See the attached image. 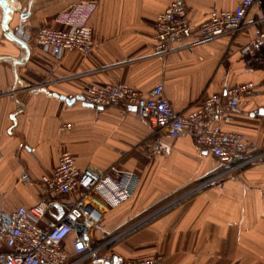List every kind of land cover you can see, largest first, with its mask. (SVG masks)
<instances>
[{"label": "crops", "instance_id": "crops-1", "mask_svg": "<svg viewBox=\"0 0 264 264\" xmlns=\"http://www.w3.org/2000/svg\"><path fill=\"white\" fill-rule=\"evenodd\" d=\"M80 1L33 0L21 25L55 28L54 16ZM93 1L88 26L94 49L88 56L66 51L56 58L32 42L25 56L5 38L0 10V211L35 205L39 178L68 152L78 169L116 165L139 178L134 197L109 210L93 231L94 242L111 237L113 244L82 264H96L103 255L117 261L160 257L159 264H264V158L234 167L264 153V66L255 64L250 45L264 35L258 11L236 37L176 40L162 57L152 35L173 0ZM240 1L184 0L196 25L212 13L233 11ZM26 7L24 1V12ZM18 25L15 14L9 28ZM159 83L163 98L181 114L196 111L207 97L250 84L222 130L242 134L257 151L221 163L189 135L153 132L131 108L123 113L120 107L62 99L110 84L146 93ZM151 138L167 154L154 155L146 143Z\"/></svg>", "mask_w": 264, "mask_h": 264}, {"label": "built area", "instance_id": "built-area-1", "mask_svg": "<svg viewBox=\"0 0 264 264\" xmlns=\"http://www.w3.org/2000/svg\"><path fill=\"white\" fill-rule=\"evenodd\" d=\"M96 6L93 0L69 5L54 16L55 28L21 25L14 30L20 39L32 42L56 58L66 51L88 56L94 49L88 21ZM255 10L264 21V0H241L233 11L212 13L207 23L196 25L188 17L184 0H173L158 15L154 25V51L166 57L173 51L172 43L176 40L206 43L223 36L236 37ZM263 39L264 35L251 42V47L256 50ZM247 50L248 47L243 51ZM251 88L250 84L230 87L222 97L205 98L202 106L189 114L178 113L170 107L163 98L161 83L146 93L126 85L110 84L90 87L79 97L67 98H80L81 102L95 107H120L123 113L133 107L153 132L171 138L189 135L197 147L208 151L219 162L231 163L257 151L246 143L242 134L222 130L238 106L240 96ZM146 143L154 155L168 152L157 139L151 138ZM261 158L264 153H256L236 160L234 167L243 168ZM21 179L30 181L25 174ZM138 184L139 178L134 173L121 171L116 165L107 169L91 166L78 169L71 155L63 152L53 172L39 178L40 199L35 205L17 207L9 213L0 211V245L4 248L0 250V264H82L97 258L102 246H92L93 231L102 224L109 210L134 197ZM160 260L153 257L114 263L110 256L103 255L96 264H159Z\"/></svg>", "mask_w": 264, "mask_h": 264}, {"label": "water", "instance_id": "water-1", "mask_svg": "<svg viewBox=\"0 0 264 264\" xmlns=\"http://www.w3.org/2000/svg\"><path fill=\"white\" fill-rule=\"evenodd\" d=\"M12 3V5L10 4ZM32 6V2H29L28 6L26 7V11L24 12V1L23 0H0V10H1V29L3 31V34L5 38L22 50L25 53V56L28 54L29 49H28V44L27 42L23 41L20 39L16 33L15 30H10L9 24L13 19V16L15 14H18V21L19 24L17 27L20 28L22 21H24L30 14V8ZM63 100L66 101L67 104H72L74 103V100H66L65 98H62ZM81 100L80 98H78ZM85 106H92L90 104L83 103ZM131 110H134L133 107H131ZM264 112V110L260 111ZM62 212L59 209V216H61ZM113 262H117V258L113 257L112 258ZM108 264V263H105Z\"/></svg>", "mask_w": 264, "mask_h": 264}, {"label": "trees", "instance_id": "trees-1", "mask_svg": "<svg viewBox=\"0 0 264 264\" xmlns=\"http://www.w3.org/2000/svg\"><path fill=\"white\" fill-rule=\"evenodd\" d=\"M253 57H254V59H255V64L257 65V66H264V43L263 44H261L256 50H254L253 51ZM110 239H112L111 237H107V238H105V239H103V240H100V241H96V242H94L93 243V247H98V246H100L101 244H103V242H107V241H109ZM114 242V241H113ZM113 242L112 243H110V244H108V245H106V248H109L110 247V245H112L113 244Z\"/></svg>", "mask_w": 264, "mask_h": 264}, {"label": "rangeland", "instance_id": "rangeland-1", "mask_svg": "<svg viewBox=\"0 0 264 264\" xmlns=\"http://www.w3.org/2000/svg\"><path fill=\"white\" fill-rule=\"evenodd\" d=\"M154 212H155V211H154ZM110 240H111V239H110ZM110 240H109V241H110ZM109 241H107V242H103V244L100 245V246H102L101 252L107 249L106 246H105V244H106V243L108 244ZM101 252H100V254H101ZM100 254H99V255H100Z\"/></svg>", "mask_w": 264, "mask_h": 264}, {"label": "flooded vegetation", "instance_id": "flooded-vegetation-1", "mask_svg": "<svg viewBox=\"0 0 264 264\" xmlns=\"http://www.w3.org/2000/svg\"><path fill=\"white\" fill-rule=\"evenodd\" d=\"M26 3V6H28L29 2H32L33 0H24ZM12 5V3H10Z\"/></svg>", "mask_w": 264, "mask_h": 264}]
</instances>
